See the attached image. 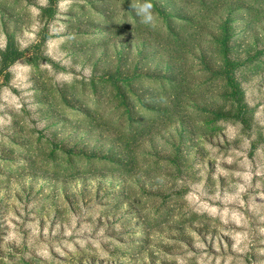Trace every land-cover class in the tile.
Returning a JSON list of instances; mask_svg holds the SVG:
<instances>
[{
	"label": "rangeland",
	"instance_id": "1",
	"mask_svg": "<svg viewBox=\"0 0 264 264\" xmlns=\"http://www.w3.org/2000/svg\"><path fill=\"white\" fill-rule=\"evenodd\" d=\"M0 264H264V0H0Z\"/></svg>",
	"mask_w": 264,
	"mask_h": 264
},
{
	"label": "clouds",
	"instance_id": "2",
	"mask_svg": "<svg viewBox=\"0 0 264 264\" xmlns=\"http://www.w3.org/2000/svg\"><path fill=\"white\" fill-rule=\"evenodd\" d=\"M146 8H151V5H150V4L146 5ZM151 19H152V17L149 15V16L147 17V20L150 21Z\"/></svg>",
	"mask_w": 264,
	"mask_h": 264
}]
</instances>
